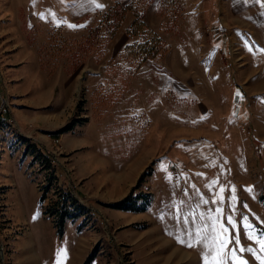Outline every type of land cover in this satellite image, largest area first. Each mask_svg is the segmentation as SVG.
I'll return each instance as SVG.
<instances>
[{
    "label": "rangeland",
    "instance_id": "obj_1",
    "mask_svg": "<svg viewBox=\"0 0 264 264\" xmlns=\"http://www.w3.org/2000/svg\"><path fill=\"white\" fill-rule=\"evenodd\" d=\"M132 2L165 43L136 72L131 13L103 48L86 41ZM251 8L0 0V264L264 262V19ZM32 146L57 177L42 204ZM60 192L89 210L62 236L45 215ZM125 200L141 211L113 207Z\"/></svg>",
    "mask_w": 264,
    "mask_h": 264
},
{
    "label": "trees",
    "instance_id": "obj_2",
    "mask_svg": "<svg viewBox=\"0 0 264 264\" xmlns=\"http://www.w3.org/2000/svg\"><path fill=\"white\" fill-rule=\"evenodd\" d=\"M137 3L138 2H132L125 6L118 3L114 4L103 16L99 25L90 31L86 39L93 47L99 49L103 48L105 42L111 41L114 38L127 14L131 13L134 19L126 30V35L130 38H138L139 42L125 46L124 57L129 60L134 72L138 71L147 61L155 60L164 52L165 48V43L159 35L149 29L143 22L142 8L141 5ZM102 27H106L105 37L100 36ZM70 129L69 126L63 128L62 131H68ZM32 149H34L32 154L34 159L31 165L39 162L42 170L47 172V186L44 188L45 190H43L39 198V203L42 204L45 200V195H47L46 193L49 191V186H52V184L57 181V177L50 156L38 147L32 146ZM29 151L30 146H27L25 153ZM58 195L60 197H58L53 206L45 211V215L53 220L57 235L62 236L67 222H75L82 216L89 215V210L67 192H60ZM126 201L127 200L120 202L113 207L124 211H141L139 209L123 206ZM82 225L83 224L78 227L79 230H81ZM93 255L91 254L84 264H91L94 257Z\"/></svg>",
    "mask_w": 264,
    "mask_h": 264
},
{
    "label": "crops",
    "instance_id": "obj_3",
    "mask_svg": "<svg viewBox=\"0 0 264 264\" xmlns=\"http://www.w3.org/2000/svg\"><path fill=\"white\" fill-rule=\"evenodd\" d=\"M236 4H243L244 2H251L253 8L246 9V17H249L255 22L262 21L264 19V0H234ZM244 15V14H243ZM249 15V16H248Z\"/></svg>",
    "mask_w": 264,
    "mask_h": 264
},
{
    "label": "built area",
    "instance_id": "obj_4",
    "mask_svg": "<svg viewBox=\"0 0 264 264\" xmlns=\"http://www.w3.org/2000/svg\"><path fill=\"white\" fill-rule=\"evenodd\" d=\"M8 113V106L6 103L2 102L0 106V116Z\"/></svg>",
    "mask_w": 264,
    "mask_h": 264
},
{
    "label": "snow or ice",
    "instance_id": "obj_5",
    "mask_svg": "<svg viewBox=\"0 0 264 264\" xmlns=\"http://www.w3.org/2000/svg\"><path fill=\"white\" fill-rule=\"evenodd\" d=\"M99 6H100V5H98V7H99ZM71 27H76V26H71ZM34 218H35V217H34ZM229 223H232L231 218H229ZM181 243H183V241H181ZM188 246H191V245H188ZM249 251H251V249H249ZM61 252H63V250H58V253H57L58 257H59V255L61 254ZM257 259H259V257H257ZM57 264H61V262H60L59 259L57 260ZM241 264H244V262L241 261ZM262 264H264V262H262Z\"/></svg>",
    "mask_w": 264,
    "mask_h": 264
}]
</instances>
